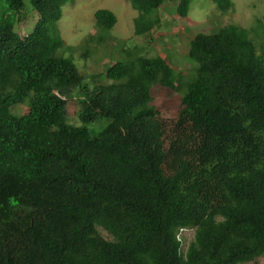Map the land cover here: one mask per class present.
Listing matches in <instances>:
<instances>
[{
	"label": "trees",
	"instance_id": "trees-1",
	"mask_svg": "<svg viewBox=\"0 0 264 264\" xmlns=\"http://www.w3.org/2000/svg\"><path fill=\"white\" fill-rule=\"evenodd\" d=\"M126 1L140 13L135 34L146 38L167 1L186 18L193 0ZM213 1L224 14L234 10L232 0ZM67 2L0 0V264L264 256V44L260 51L229 24L190 40L191 79L139 46L87 77L66 56L73 46L58 22ZM29 7L39 14L32 29ZM95 17L98 30L118 22L108 9ZM156 88L181 96L175 119L153 105ZM75 97L81 125L69 121ZM20 105L28 111L19 114ZM100 117L110 121L93 135ZM185 229H195L187 250Z\"/></svg>",
	"mask_w": 264,
	"mask_h": 264
},
{
	"label": "rangeland",
	"instance_id": "rangeland-1",
	"mask_svg": "<svg viewBox=\"0 0 264 264\" xmlns=\"http://www.w3.org/2000/svg\"><path fill=\"white\" fill-rule=\"evenodd\" d=\"M234 10L224 14L213 0H193L189 15L182 18L177 14V3L167 1L160 11L161 24L157 26L151 37L135 34V19L139 11L126 0H68L63 6V17L58 22L62 37L72 50L66 56L73 57L80 72L87 77L104 73L110 66L119 61H128L124 49L142 47L144 54L150 57L163 56L171 66L188 79L196 74L197 64L188 56L190 40L199 33H214L229 24L243 27L250 38H254L261 51L264 44V0H232ZM100 9L112 11L118 22L111 30H98L96 12ZM28 13L31 29L35 26L39 14ZM157 12V13H158ZM257 25L259 27H257ZM257 27V28H256ZM19 28V25H18ZM32 31V30H31ZM23 33V29L21 30ZM102 80L106 76L101 77ZM89 80V81H88ZM85 82H90V78ZM154 103L164 119H175L181 110V96L169 93L163 88L154 90ZM78 97L68 100L69 121L81 125L79 118ZM28 111L26 105L17 108L19 114ZM108 118L100 117L89 125L93 135L99 134L109 123ZM195 229L181 231L183 249L187 250L194 240ZM247 264H264V256Z\"/></svg>",
	"mask_w": 264,
	"mask_h": 264
}]
</instances>
